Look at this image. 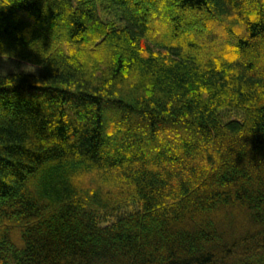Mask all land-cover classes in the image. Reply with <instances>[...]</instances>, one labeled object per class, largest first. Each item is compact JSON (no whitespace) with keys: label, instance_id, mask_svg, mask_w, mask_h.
Segmentation results:
<instances>
[{"label":"trees","instance_id":"trees-1","mask_svg":"<svg viewBox=\"0 0 264 264\" xmlns=\"http://www.w3.org/2000/svg\"><path fill=\"white\" fill-rule=\"evenodd\" d=\"M0 55V264H264V0H0Z\"/></svg>","mask_w":264,"mask_h":264},{"label":"rangeland","instance_id":"rangeland-1","mask_svg":"<svg viewBox=\"0 0 264 264\" xmlns=\"http://www.w3.org/2000/svg\"><path fill=\"white\" fill-rule=\"evenodd\" d=\"M39 71V66L26 61H21L12 57L0 55V76L14 72H25L36 74ZM225 119L236 118L235 112L224 110L221 112Z\"/></svg>","mask_w":264,"mask_h":264}]
</instances>
